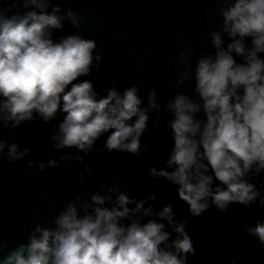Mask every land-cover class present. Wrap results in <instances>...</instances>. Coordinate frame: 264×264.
<instances>
[{"label": "clouds", "instance_id": "clouds-1", "mask_svg": "<svg viewBox=\"0 0 264 264\" xmlns=\"http://www.w3.org/2000/svg\"><path fill=\"white\" fill-rule=\"evenodd\" d=\"M0 127L15 132L27 122L59 120L50 137L54 158L29 160L28 174L83 167L79 183L95 176L86 158L97 151L140 158L148 129L163 124L171 138L159 168L146 171L164 180L188 205L195 220L233 204L264 214V0H225L222 23L210 32V47L193 66L191 49L180 53L183 70L163 105L155 88L147 102L132 84L115 83L101 95L90 79L105 58L95 39L81 34L56 38L69 22L87 19L53 0H0ZM241 58L240 62L236 59ZM194 81L195 97L182 91ZM161 112L168 118L161 119ZM157 148L154 142L150 146ZM76 149L83 155L65 152ZM29 147L0 139V159L9 164L31 156ZM157 193L132 195L127 182L103 185L90 198L77 196L55 215L52 225L36 223L26 243L8 251L0 264H189L196 247L172 203L157 209ZM244 231L264 249V218ZM7 242L0 240V251ZM226 264H239L230 258Z\"/></svg>", "mask_w": 264, "mask_h": 264}, {"label": "water", "instance_id": "water-1", "mask_svg": "<svg viewBox=\"0 0 264 264\" xmlns=\"http://www.w3.org/2000/svg\"><path fill=\"white\" fill-rule=\"evenodd\" d=\"M64 8H72L87 19L79 29L66 22L56 38L68 34H81L95 39L105 58L99 71H93L90 79L96 90H105L115 83L123 91L135 84L147 102V92L157 90V98L163 105L174 95V85L179 72L180 53L191 49L193 66L210 47V32L222 23L219 8L225 0H53ZM3 6V5H0ZM240 62L241 58H236ZM182 91L195 97L194 81H187ZM162 121L168 114L161 112ZM154 116L150 114L149 126L141 144L149 146L147 154L140 158L127 153L103 152L106 137L97 141L96 149L86 158L96 172L85 183H79L82 165L72 161L68 168L48 169L43 173L28 174L29 160L47 161L54 158L50 137L59 120L27 122L15 132L0 127V139L16 142L21 148L29 147L32 155L15 164L0 159V240L7 242V249L0 251L3 259L8 251L20 243H26L36 223L54 226L52 221L58 211L77 196L90 198L103 185L127 182L132 195L157 193L154 202L157 209L164 203H172L178 219L188 220L187 231L196 247V255L189 264H226L237 258L239 264H264V249L244 231L245 224L255 223L264 214L253 215L259 210L233 204L225 213L215 208L193 220L188 205L179 199L176 190L164 180H151L146 176L149 167L157 168L167 159L171 138L163 124L151 127ZM157 148H151L152 143ZM65 152L83 155L76 149ZM259 179H264L261 177Z\"/></svg>", "mask_w": 264, "mask_h": 264}]
</instances>
